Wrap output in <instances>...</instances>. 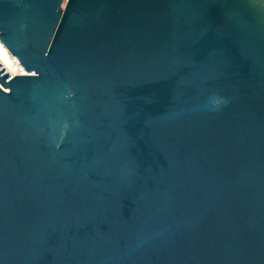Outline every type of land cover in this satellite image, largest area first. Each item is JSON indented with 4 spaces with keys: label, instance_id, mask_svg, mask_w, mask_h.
Returning <instances> with one entry per match:
<instances>
[{
    "label": "water",
    "instance_id": "1",
    "mask_svg": "<svg viewBox=\"0 0 264 264\" xmlns=\"http://www.w3.org/2000/svg\"><path fill=\"white\" fill-rule=\"evenodd\" d=\"M0 264H264V0H0Z\"/></svg>",
    "mask_w": 264,
    "mask_h": 264
},
{
    "label": "bare ground",
    "instance_id": "2",
    "mask_svg": "<svg viewBox=\"0 0 264 264\" xmlns=\"http://www.w3.org/2000/svg\"><path fill=\"white\" fill-rule=\"evenodd\" d=\"M1 63L3 67L9 72V74H15V73H23V68L18 67L12 63L10 59H8L6 56H1Z\"/></svg>",
    "mask_w": 264,
    "mask_h": 264
},
{
    "label": "built area",
    "instance_id": "3",
    "mask_svg": "<svg viewBox=\"0 0 264 264\" xmlns=\"http://www.w3.org/2000/svg\"><path fill=\"white\" fill-rule=\"evenodd\" d=\"M2 55L3 56H6L8 59H10L14 65H16L18 67H21V65L18 63V61L16 60V58L8 51V49L4 46V44L0 40V63H1V56ZM10 75H13V74H10Z\"/></svg>",
    "mask_w": 264,
    "mask_h": 264
}]
</instances>
